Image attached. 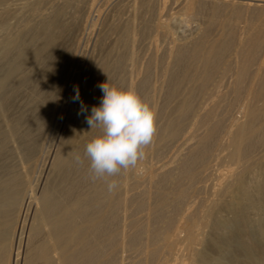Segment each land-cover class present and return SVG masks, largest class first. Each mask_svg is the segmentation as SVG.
<instances>
[{
    "label": "bare ground",
    "instance_id": "bare-ground-1",
    "mask_svg": "<svg viewBox=\"0 0 264 264\" xmlns=\"http://www.w3.org/2000/svg\"><path fill=\"white\" fill-rule=\"evenodd\" d=\"M5 1L0 0V6ZM42 1L45 0L36 2L41 9ZM207 2L104 0V5L116 10L112 11L116 18L124 12L126 17L116 21L111 18L105 30L109 13L105 8L99 7L94 13L92 9L84 11L77 19L84 36L73 53L63 44L65 41L48 34L50 25L33 30L34 37L40 40L50 35V42L40 41L41 45L31 52L23 46L19 32L0 34V51L8 53L15 49L17 55H24L15 72L26 73L30 67L32 71L41 67L43 80L73 76L91 58L95 62L96 55L105 54L101 61L97 60L98 68L94 69L89 87H85L86 81L85 88L80 90L89 98L84 104L87 112L78 114L68 133V142L60 139L53 145L47 142L53 147H42L39 160L31 164L37 175L29 198L22 201L14 193L20 185L18 177L0 185V206L15 211L23 203L24 216L28 220L30 216L27 231L20 232L16 242L0 237V264H167L173 251V237L183 228L189 229L185 239L188 264H264V250L250 230V225H255V232L264 239L261 216L264 157L258 156L264 151V0H210L208 8ZM205 9L211 15L210 20L197 32L184 35L185 32L178 30L173 15ZM3 10H0V29L9 25L6 21L9 11L5 15ZM221 15H224L221 27L226 28L229 22L239 21L244 15L243 24L252 29L244 31L248 25L243 26L241 19V33H231L235 30L231 31V27V32H226L228 26L222 28L225 31L213 34L209 24ZM161 37L168 41L166 46ZM158 40L163 44L160 47ZM107 80L109 85H122L121 89L134 88L146 103L154 106L156 133L152 143L144 148L145 158L134 168L122 169L112 177L93 179L84 150L100 134V129L91 130L86 116L91 114L93 106H99L103 92L98 85ZM36 90H33L35 96H40ZM54 114L44 112L33 118L24 135L32 137L39 132L48 141H54L52 138H57L64 129L61 130L59 117ZM218 142L231 148L229 156L234 167L228 179L222 177L225 180L221 190L215 191L216 197L204 202L206 183L213 172L212 146ZM77 156L81 163L76 162ZM255 168L259 169L257 173ZM55 174L60 178L58 188L49 183ZM111 180H116L118 187L110 192L107 183ZM259 211H262L260 216ZM197 212L203 214L201 221ZM12 214L10 210L8 214L0 213V229L10 226ZM195 229L202 231L196 235ZM234 232L241 233V241L236 236L237 241L230 242Z\"/></svg>",
    "mask_w": 264,
    "mask_h": 264
},
{
    "label": "rangeland",
    "instance_id": "rangeland-1",
    "mask_svg": "<svg viewBox=\"0 0 264 264\" xmlns=\"http://www.w3.org/2000/svg\"><path fill=\"white\" fill-rule=\"evenodd\" d=\"M37 1L38 0H35V1L34 0H6L4 2L5 4L3 3L4 7L2 5H1L2 7L0 6V8L4 9V10L3 9H0V10H3L5 15L9 11L8 12L9 17H8V15H6V17H7L6 21H7V23H9V25H7V27L4 29L1 28L0 34H2V35L6 34V33L11 34V31L13 33H14V31H15V33H16V31L19 32L23 36V38H22L23 43L22 44L28 50V52H31L33 49L40 46L41 45V44L39 45L40 41L42 43L43 42H50L49 36L54 35L55 38H57V39L59 38L62 41H65L63 44L65 46H67V48L70 49L71 52L73 53L76 44L84 36V33L82 32V30H80L78 27V23H79L77 20L78 16H80V14H82L84 11H86L88 9H92L93 13H94L97 8L101 7V9L105 8V11L109 12V13H107V22H105L106 25H104V27L107 26V27H105V30L109 28V25L112 21L111 18H113V20L116 21V19L122 20L123 18L126 17V12H124L123 14L119 15L116 18L117 15H116V13H114L116 10L111 9V7H108V4L104 5V0H95V1H90V0H45V1H42V5H40V6H42V9L44 11L39 7V4H36ZM211 1L213 2V0H211ZM10 3L12 4V7L14 8V10L16 12L13 11L12 7L10 6L11 5ZM47 3H48V5H47ZM211 3L209 0V2H207V4L205 6L208 8L210 6L209 4H211ZM5 5H6V7H5ZM8 5L10 6L9 10H8ZM36 5H38V6H36ZM49 6H51V7H49ZM33 7L35 8V10ZM10 9H11V12H10ZM46 9L48 11H46ZM67 9H69V10H67ZM23 11H25V12H23ZM79 11H80V13H79ZM112 11H114L113 14H112ZM202 11H200V12L193 11V14H191L192 12L188 13L190 15H188L184 12H179L178 14L173 15V17H176V18H173V20L176 19L175 22H176V25L178 27V30L185 32L184 35H188L191 32L192 33L197 32L200 29L199 27L203 26L204 22L207 23V21L210 20L209 16H211L209 13H207L208 9H205ZM39 12H40V14H38ZM42 12H44V13H42ZM196 12H198V13H196ZM19 13H21V14H19ZM197 14L198 15L201 14V15L198 16ZM207 14H209V15H207ZM191 15L193 17L189 18L188 16H191ZM11 16H14L16 20L14 19V17L12 18ZM55 16L57 18H54ZM58 16L60 18H58ZM223 16L221 15L220 17H218V19L216 17V19H213V21H212L213 24L212 25L209 24V27H212V28H210L211 33H213V34L220 33V32H222V30L228 28V26H229V28L226 30V32H231L235 29L236 31L234 30V32H231V33H235V32L241 33L242 29H243L242 26H241L242 29H240V26H239V24H240L239 22L241 21V19H242L241 23L243 26L247 27V25H248L246 23L243 24V22L245 21L243 18L244 17V15H243L239 21L237 19H234V21L232 20L231 22H229V24H227L228 26H225L226 28L221 27V22L223 20ZM205 17H207V18H205ZM187 18H189V19H187ZM193 18L195 19V21L191 20ZM201 19H203V20H201ZM235 20H237V21H235ZM199 21H200V23H199ZM234 23H237L236 25H238V26L234 25ZM15 24H17V25H15ZM200 24H202V25H200ZM42 25H50L49 32H48V34H50V35L48 36V34H47L46 35L47 37L45 36L46 37L45 39L40 40V39H37L36 37H34V35L32 33H33L34 29L41 27ZM195 25H197L198 28L195 29V27H196ZM9 26H10V29L8 28ZM19 27H20V29H19ZM230 27H231V31H230ZM235 27L236 28L238 27V28L236 29ZM249 27L250 26L248 25V27H247L248 30L245 28L244 31H250L252 28H250V30H249ZM222 28H224V29H222ZM192 29H193V31H192ZM239 29H240V31H239ZM160 39L163 40V37H161ZM161 40H158L159 44H160V45L158 44L159 47L163 45L162 43H160ZM165 40H163V41H165ZM32 43H34V44L32 45ZM163 43H164V46H166L168 44V41H165ZM54 46L56 47V43H54ZM60 49H63V48H59V50ZM10 54L13 57H11ZM8 55L10 57H8ZM0 56H2V57L6 56V58L4 57L5 59L2 58L3 61L0 59L2 61V62L0 61V64H2V65H0V68L2 69V70H0L1 71L0 72V185L6 184L7 180H10L14 177L15 178L18 177L17 180H19L20 185L17 187V189H14L13 191H15L14 193L19 195L21 197L22 201H24L25 199L29 198V195H31V190H33L32 187L35 188V186H33L34 185L33 183L35 182V177L37 174L34 172L33 169L30 168L31 164L33 162L39 160L40 152H41L40 150L42 147H45V145L49 146L50 144L51 145L57 144L59 139L61 140V142H65V141L68 142L67 141L69 139L68 136H70V135H68V133H70V130H72L73 126L77 122L78 113L80 112V109H81L80 101L74 102L72 99L73 96L75 95L74 87H78L79 91H80L85 86V84L83 85V83H85L86 81H87L86 82L87 86H85V87L86 88L89 87L93 73L95 71L94 69L98 68L97 60L100 59V61H101V58L103 59L105 57V54L100 53V54L96 55V57H95L96 63L94 62V60L92 62V58H91L89 60V62L90 61L91 62L90 63L88 62L86 64L87 65L86 67H84L82 70H77V73L75 72L74 75L78 76V77L77 76L75 77L73 75L75 77V79L73 76H69L70 77L69 78L66 75H60L55 80H51V81L48 78H45L44 79L45 81L43 80L42 77H44V76L41 77V75H44V72H43V69L41 70V67H39V69L36 68L33 71L31 70V67H30V69L28 68L26 70V73H25V71L24 72L18 71L19 73L15 72V69L18 67V65H20L22 58L24 56V55L21 56L22 57L21 58L19 55H17V50H15V49H11L10 51H8V53L0 51ZM6 59H8V61H6V63H5L6 65H5L4 60H6ZM9 60H12V61H9ZM9 64L11 65V67L9 66ZM91 65H92V67H90ZM90 68H92V71ZM3 70H4V72H2ZM80 71L83 73L81 74ZM30 72L32 74H29ZM80 74H81V76H80ZM4 76H8V77L4 78ZM39 76H40V78H39ZM19 77H21V78L19 79ZM41 78H42V81L44 82V83L42 82L43 84L40 82ZM72 79H74V80H72ZM16 80H18V81H16ZM38 81L41 83V85L39 84ZM73 81H75V82H73ZM79 84H81V85H79ZM34 86H36L37 88ZM114 86L123 88V86L121 85L122 86L121 87L120 84H115ZM36 89L38 90V92L41 93L40 96H37V97L35 96L36 94L34 93V91ZM43 90H45V93H43L44 92ZM60 90H61V92H60ZM48 92H49V94H47ZM79 93H80V100L83 102V104H86L89 100L88 96H86V94L84 92L82 93L80 91ZM55 94H57L58 96ZM65 94H67L66 97H68L69 99L65 97ZM41 96H43L46 99L41 100L42 99ZM46 96H48V97H46ZM55 96L57 97L56 98L57 100L54 99ZM28 97H30V98H28ZM39 97H40V99L38 101ZM58 97L59 98L62 97V98H60L61 101H59ZM63 97H65V99ZM84 97L86 100L87 99L88 100L86 101L84 99ZM36 101H38V103ZM40 101L42 103H39ZM54 101L55 102L57 101L58 103L57 102L54 103ZM28 102H30V103L28 104ZM31 102L33 104L32 107H31ZM1 103L3 106L1 105ZM37 104H39L40 107ZM25 105L27 106V108ZM63 107H64V109L62 110ZM36 108L39 110L37 111ZM40 108H41V110H40ZM23 109H24V111H23ZM51 109L53 111H51ZM34 111L35 112L37 111V113H35ZM44 112H46V114H50V113L52 114V112H54L55 113L54 117H57V116L59 117V123L61 124V127H62L61 130L63 128L65 129V130L63 129L64 132H63V130L61 132H63V134L65 136L62 135L61 132H59V134L57 135V138H56V136H54L52 138L54 141H52L50 139L48 141L46 139V137L44 138V136L39 132L34 133L32 137H31V135H29V137L24 135V132H25L24 130H26L32 124V122L36 119L35 117H38L41 113H44ZM59 115H61V117ZM33 118H35V119H33ZM25 122H27V123L29 122V123L27 124ZM8 125H9V127H8ZM19 126H21V127H19ZM22 126H23V128H22ZM8 130H10V131H8ZM20 134H22V135L20 136ZM14 136H15V138H14ZM54 138H56V139H54ZM47 142H49L50 144H48ZM16 144H18V146ZM51 145H50V147H53ZM215 145L216 146H214V145L212 146V147H214L212 154L214 156V152H215V156L213 157V159L211 157V161H210V166L211 165L213 166V167L211 166V169L213 168L211 170V172L212 171L213 172H212L211 179L206 183V185H207L206 189L207 190H206L205 194H203L204 202H207V201L216 197L215 194H218V192L222 188L221 187L223 185L222 181H224L225 179H228L229 172L234 167V163L231 162L232 159L229 156L230 152H231V148L226 146V145L223 146V144L221 142H218ZM221 146H223V147H221ZM218 147L220 149H218ZM216 148H217V150H216ZM16 150L18 153L16 152ZM223 151L224 152L226 151L227 153L226 152L224 153ZM261 153L258 156L264 157V151ZM263 160H264V158H263ZM258 168L254 169L255 173H257L259 171ZM224 173H226V174H224ZM55 175L56 176H54L53 178H51L49 180L50 181L49 183L53 186L55 185V188H58V186L60 185L59 184L60 178L57 176V174H55ZM249 176L250 175L247 176L248 179L250 178ZM222 177L225 179L222 180ZM251 181H252V179H251ZM1 182H3V183H1ZM221 183H222V185H221ZM21 184H23V185H21ZM13 191H12V193H13ZM215 191H218V192L215 193ZM1 193L2 192L0 191V194ZM10 193L11 192H9L8 195H12V193L11 194ZM15 194H13V195H15ZM213 195H214V197H213ZM0 198H2V196ZM0 208H2L1 212L3 214H8L9 210H10V212L12 211V213H13L12 214L13 220L11 221L10 226L0 229V237H5L8 239L11 238L10 240L12 242H16L18 239V238L16 239V237H19L22 232L25 234V232L27 231V228H28L27 226L29 225V222H30V216H29V220H28V218H26L24 216V212L22 210L23 209V203H22V205L17 207V209L15 211L13 210L14 208H12V210H11L10 207H1L0 206ZM8 208H9V210L7 212L6 209H8ZM201 209L202 208L200 207V210ZM262 211H261L262 213L259 211V213L257 214V212H256V214L259 215L261 213L262 215L261 214L260 215L263 216V218H264V215H263L264 210H262ZM202 215H203L202 212H197V216H198L199 220H200V218L202 220ZM26 223L28 225H26ZM23 225L24 226L26 225V226L24 227ZM255 228H256L255 225H253V224L250 225V230H251V232L253 231L254 239L257 242H259L260 249L264 250V239L257 235V232H255L256 231ZM201 229L204 230V228H201ZM202 230L195 229L194 233L196 234V232H197L196 235H198ZM182 231H183V233H182ZM188 234H189V229L183 228L181 231H179L177 233V235L175 237H173V251H174V253L172 251V255H170L167 258V260H168L167 264H188L189 263V258L187 256V243H188V241H185V239L187 240V238H188ZM239 234H241V233H238V232L235 233L234 232L235 237L232 234H231V236H229V238L231 240L234 237L233 241H230V239H226V240L230 241V242H236L237 240L241 241L243 237H242V235H240L241 237H239ZM236 236L238 239L236 238ZM239 239H241V240H239ZM176 246H178V247H176Z\"/></svg>",
    "mask_w": 264,
    "mask_h": 264
},
{
    "label": "clouds",
    "instance_id": "clouds-1",
    "mask_svg": "<svg viewBox=\"0 0 264 264\" xmlns=\"http://www.w3.org/2000/svg\"><path fill=\"white\" fill-rule=\"evenodd\" d=\"M103 92L99 106H93L86 116L90 129L100 134L85 146L84 155L90 160L93 179L112 177L121 170L134 168L145 158L144 148L150 145L156 133L154 106L146 103L134 88L121 89L109 85L108 80L98 85ZM73 101H80L81 110L87 112L80 100L79 88L74 87ZM81 163V158L76 157ZM111 192L118 187L116 180L107 183Z\"/></svg>",
    "mask_w": 264,
    "mask_h": 264
}]
</instances>
